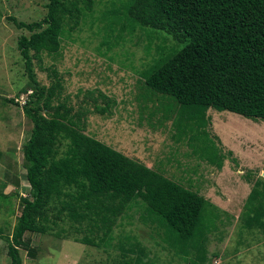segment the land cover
Here are the masks:
<instances>
[{
	"label": "trees",
	"instance_id": "obj_1",
	"mask_svg": "<svg viewBox=\"0 0 264 264\" xmlns=\"http://www.w3.org/2000/svg\"><path fill=\"white\" fill-rule=\"evenodd\" d=\"M109 4L101 15L106 22L102 45L109 50L137 28L150 30L148 37L164 32L176 43H187L143 70L147 99L171 96L203 126L210 110L264 120V0H130L120 8L114 0ZM95 6L96 0H48L40 21L9 18L30 32L20 37L18 50L32 90L23 113L33 125L22 148L30 192L21 198V215L6 237L10 264H23L21 250L37 258L32 237L60 223L69 226L61 229L65 239L89 247L112 246L119 221L136 205L143 206L140 219L157 231L168 250L188 264H212L208 241L213 226L205 222L210 220L209 201L86 134L87 116H112L116 102L100 92L105 105L94 99L92 109L80 106L76 111L67 98L61 99L64 87L56 69H47L54 78L49 86L36 78L34 60L41 63L42 54L60 56L65 35L88 12L93 14ZM224 161L208 160L219 170ZM242 217L247 229L264 231L263 179L254 182ZM115 247L121 252L113 264H148L135 237Z\"/></svg>",
	"mask_w": 264,
	"mask_h": 264
},
{
	"label": "rangeland",
	"instance_id": "obj_2",
	"mask_svg": "<svg viewBox=\"0 0 264 264\" xmlns=\"http://www.w3.org/2000/svg\"><path fill=\"white\" fill-rule=\"evenodd\" d=\"M112 1L96 0L94 13L88 12L78 28L65 35L60 56L42 54L41 63L34 60L36 78L49 86L54 78L47 69H56L64 87L61 99L67 98L76 111L80 106L92 109L94 99L105 105L98 97L100 92L116 102L112 116H87L86 134L153 169H167L168 175L163 173L166 177L198 191L209 201L213 210L209 209L210 220L205 222L213 226L208 241L212 264H264V231L247 229L242 217L254 182L264 180V120L210 110L203 126L173 97L143 96V70L187 43H176L164 32L148 37L150 30L137 28L133 36H126L109 50L102 45L106 22L101 15ZM114 1L120 8L130 0ZM47 3L0 0V264H10L6 237L13 233L21 215V198L30 192L22 148L33 127L23 113L32 90L18 50V40L30 32L18 29L9 18L40 21L47 13ZM222 157L226 160L222 171L208 162ZM195 170H201L202 178L194 174ZM142 207L134 206L119 221L112 246L89 247L65 239L68 236L61 229L69 230V226L60 223L53 231L32 237L39 252L32 259L21 250L23 264H113L121 252L115 245L128 236L141 243L146 253L144 263L188 264L167 249L157 231L142 222Z\"/></svg>",
	"mask_w": 264,
	"mask_h": 264
},
{
	"label": "crops",
	"instance_id": "obj_3",
	"mask_svg": "<svg viewBox=\"0 0 264 264\" xmlns=\"http://www.w3.org/2000/svg\"><path fill=\"white\" fill-rule=\"evenodd\" d=\"M208 112H209V111H208ZM219 118H220V120H221L223 117L220 116ZM223 119H224V118H223ZM225 121H226V120H225ZM223 124H224V123H223ZM213 128H214V130H215V129H221V128H216V127H213ZM217 136H218V137L220 138V140L222 141L221 137H220L219 135H217ZM225 161H226V160H225ZM225 161H224V163H223V167H222V169L224 168ZM210 164H212V163H210ZM146 165H147V164H146ZM168 165H170V164H168ZM212 165H213V164H212ZM212 165H211V166H212ZM147 166H148L149 168H154L153 166H149V165H147ZM214 166H215V165H214ZM198 167L200 168V166H198ZM216 168H217V167H216ZM217 169H218V168H217ZM222 169H221V170H218V171H222ZM155 170H157V171L161 170L162 173L165 172V174L168 175V170L165 169V168L163 169V168H157V167H156ZM206 171H207V170H206ZM206 171H205V172H206ZM196 173L200 175L202 172H201V170H200V171L195 170V171H194V174H196ZM200 176H201V178H202V175H200ZM198 178H200V177H198ZM198 178H197V179H198Z\"/></svg>",
	"mask_w": 264,
	"mask_h": 264
},
{
	"label": "built area",
	"instance_id": "obj_4",
	"mask_svg": "<svg viewBox=\"0 0 264 264\" xmlns=\"http://www.w3.org/2000/svg\"><path fill=\"white\" fill-rule=\"evenodd\" d=\"M29 94H27V97H28Z\"/></svg>",
	"mask_w": 264,
	"mask_h": 264
}]
</instances>
